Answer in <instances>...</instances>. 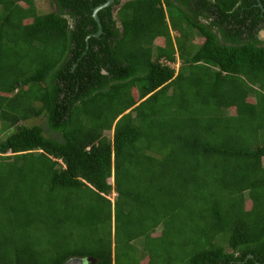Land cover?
Segmentation results:
<instances>
[{
	"label": "trees",
	"instance_id": "16d2710c",
	"mask_svg": "<svg viewBox=\"0 0 264 264\" xmlns=\"http://www.w3.org/2000/svg\"><path fill=\"white\" fill-rule=\"evenodd\" d=\"M35 1L0 0V264H264V0Z\"/></svg>",
	"mask_w": 264,
	"mask_h": 264
},
{
	"label": "rangeland",
	"instance_id": "374dc122",
	"mask_svg": "<svg viewBox=\"0 0 264 264\" xmlns=\"http://www.w3.org/2000/svg\"><path fill=\"white\" fill-rule=\"evenodd\" d=\"M48 2H49V0H36L35 4H36V7L39 9V11L48 12L50 10ZM172 34L175 35V33H172ZM261 36L264 38V32H261ZM174 67H176V66L174 65ZM36 123H42V120H40V119L36 120ZM161 252L165 253L162 249H161ZM133 255H135V253ZM118 264H125V262H124V260L121 259V260H119ZM130 264H138V259H135L134 257H132ZM173 264H175V263H173Z\"/></svg>",
	"mask_w": 264,
	"mask_h": 264
},
{
	"label": "water",
	"instance_id": "95a60500",
	"mask_svg": "<svg viewBox=\"0 0 264 264\" xmlns=\"http://www.w3.org/2000/svg\"><path fill=\"white\" fill-rule=\"evenodd\" d=\"M113 1L114 0H107L104 4L98 6V7H96L94 9L93 15H94L95 20L98 22V24H99V21H98L97 15H96L97 12H98V10H100L103 7H107V6L111 5L113 3ZM98 29L99 30L97 32V35H99L101 33V27H100V25H99V28ZM64 264H82V260L79 259V258H71V259L67 260Z\"/></svg>",
	"mask_w": 264,
	"mask_h": 264
},
{
	"label": "flooded vegetation",
	"instance_id": "af4514ba",
	"mask_svg": "<svg viewBox=\"0 0 264 264\" xmlns=\"http://www.w3.org/2000/svg\"><path fill=\"white\" fill-rule=\"evenodd\" d=\"M260 6H261L260 3H257L256 7H260ZM262 22H264V21H262ZM262 22L259 23V26L264 27V23H262ZM261 39L264 41V38L263 37Z\"/></svg>",
	"mask_w": 264,
	"mask_h": 264
},
{
	"label": "clouds",
	"instance_id": "9594fccd",
	"mask_svg": "<svg viewBox=\"0 0 264 264\" xmlns=\"http://www.w3.org/2000/svg\"><path fill=\"white\" fill-rule=\"evenodd\" d=\"M81 260H82V259H81ZM84 262H85V261H84V260H82V264H84Z\"/></svg>",
	"mask_w": 264,
	"mask_h": 264
}]
</instances>
